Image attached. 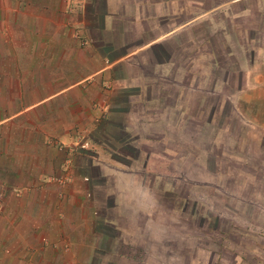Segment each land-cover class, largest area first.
I'll return each mask as SVG.
<instances>
[{
  "label": "rangeland",
  "instance_id": "374dc122",
  "mask_svg": "<svg viewBox=\"0 0 264 264\" xmlns=\"http://www.w3.org/2000/svg\"><path fill=\"white\" fill-rule=\"evenodd\" d=\"M226 1L165 0L164 26L177 37L125 66L118 127L98 131L96 146H83L89 154L74 156L77 168L65 162L52 181L72 172L86 191V228L76 227L66 264H264V209L253 199L264 182V129L237 100L252 85L242 81L254 76L252 64L261 71L253 47L264 48V34L246 32L257 24L255 0L231 4L229 16L219 9ZM238 26L251 38L246 48L238 47ZM135 35L128 44L140 42Z\"/></svg>",
  "mask_w": 264,
  "mask_h": 264
},
{
  "label": "crops",
  "instance_id": "0c3cea01",
  "mask_svg": "<svg viewBox=\"0 0 264 264\" xmlns=\"http://www.w3.org/2000/svg\"><path fill=\"white\" fill-rule=\"evenodd\" d=\"M242 1L223 2L219 9L229 16V6ZM260 1L255 0L254 30L235 28L238 47L251 41L244 30L264 34ZM166 4L0 0V264H66L65 252L79 233L76 227L86 228L81 217L86 191L72 172L71 180L52 181L64 176L65 162L70 170L77 168L75 157L89 154L85 149L96 146L98 131L118 127L114 119L128 99V84L119 74L136 64L138 54L155 47L162 52L167 37L176 36H171L176 28L164 26ZM127 34H137L140 42L135 45L131 38L128 44ZM145 35L150 36L145 40ZM254 48L261 53V71L252 64L254 76L248 73L242 80L243 86L252 85L240 88L237 100L244 102L245 113L248 107L256 114L249 122L264 129V48ZM263 142L257 146L263 149L259 173L264 180ZM253 192L264 209V182L255 184ZM26 239L35 242L34 249L26 247Z\"/></svg>",
  "mask_w": 264,
  "mask_h": 264
},
{
  "label": "trees",
  "instance_id": "16d2710c",
  "mask_svg": "<svg viewBox=\"0 0 264 264\" xmlns=\"http://www.w3.org/2000/svg\"><path fill=\"white\" fill-rule=\"evenodd\" d=\"M177 37V35L175 36V37H172V38H170L169 40H167L166 42H168V41H170V40H172L173 38H176ZM157 47H155V49H156ZM163 55H165V54H163Z\"/></svg>",
  "mask_w": 264,
  "mask_h": 264
}]
</instances>
